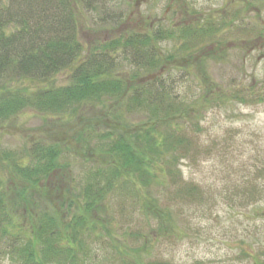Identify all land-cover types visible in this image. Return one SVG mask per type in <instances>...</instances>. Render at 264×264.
<instances>
[{"label": "rangeland", "instance_id": "374dc122", "mask_svg": "<svg viewBox=\"0 0 264 264\" xmlns=\"http://www.w3.org/2000/svg\"><path fill=\"white\" fill-rule=\"evenodd\" d=\"M102 6L75 5L86 48L154 29L175 37L156 41L152 55L147 46L113 52L108 78L121 80L124 92L94 95L67 110L37 107L33 92L68 85L70 71L16 80L13 89L29 93L35 105L0 127L8 158L0 161V178L11 200L28 185V217H51V225L66 228L76 257L59 251L49 264H264V0ZM197 26L202 33H183ZM147 86L171 110L165 118L148 104ZM120 138L142 153L141 166L125 167L111 150ZM48 144L59 146V163L38 188L9 171L10 158ZM110 179L104 199L84 200L87 187L97 195ZM16 200L15 215L26 206ZM8 244L0 232V247ZM0 264L21 259L4 253Z\"/></svg>", "mask_w": 264, "mask_h": 264}, {"label": "trees", "instance_id": "16d2710c", "mask_svg": "<svg viewBox=\"0 0 264 264\" xmlns=\"http://www.w3.org/2000/svg\"><path fill=\"white\" fill-rule=\"evenodd\" d=\"M104 1L0 0V127L17 112L27 106L35 105L29 93H20L13 89L17 81H45L51 79L54 74L68 70L69 74L71 73V82L68 85L40 87L37 92H33L39 94L37 107L44 108L48 105L50 110L55 111L68 109L76 102L86 104L94 95L98 98L103 93L117 95L124 92L125 88L121 80L111 81L108 78L114 62L111 59L113 52L128 48L140 50L147 46L146 52L152 55L155 53L156 41L163 40L167 35L175 37L173 33L167 34V30L154 29L146 34L142 33L143 35L132 33L99 41L86 48L79 38L75 5L81 3L87 10L96 9L97 6L102 9ZM199 27L184 30L183 33L186 32L185 34L191 36L200 34L202 31H198ZM138 90L139 88H134L133 92L140 101ZM146 90L149 91L148 104L152 108L157 106V109L153 110L162 109L164 113L162 117L165 118L166 111L171 110L164 106L166 104L160 97V91L148 86ZM166 92L163 90L161 93ZM110 146L121 163L124 162L125 167L132 165L136 168L144 161L142 153L136 151V148L124 138L115 140ZM30 153L32 156H26ZM30 153L18 158H10L11 164L8 169L14 175L34 184L33 188H38L40 180L58 166L61 151L57 144H48L39 145L31 149ZM5 159L8 158L0 151V161L3 162ZM149 170L147 168L144 174L148 176V172L151 171ZM122 173L121 171L117 174L122 175ZM144 182L142 184H146V181ZM106 183V186L95 190L97 195L91 191V185L87 187L88 196L84 200L95 201L92 198L98 195L99 199H104V189L113 185L111 179ZM27 186L24 187L25 190L23 189L24 195ZM5 187L0 178V232L9 242L8 248L0 247V250L2 249L0 256L15 251L16 256L21 259V264H49L52 255H57L59 251L68 253L70 259L76 257L74 246L68 234L64 232L66 228L57 229L51 225L54 222L51 217L47 221L43 220V217L36 218L33 215L28 217V207L25 202L28 200L27 196L22 195L16 198L17 200H11L9 191ZM15 200L25 203V212L13 214ZM147 200L153 202L150 198Z\"/></svg>", "mask_w": 264, "mask_h": 264}]
</instances>
